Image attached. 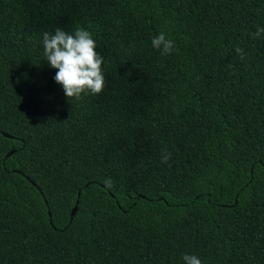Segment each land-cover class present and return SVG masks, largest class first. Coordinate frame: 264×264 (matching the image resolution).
<instances>
[{"label": "trees", "instance_id": "16d2710c", "mask_svg": "<svg viewBox=\"0 0 264 264\" xmlns=\"http://www.w3.org/2000/svg\"><path fill=\"white\" fill-rule=\"evenodd\" d=\"M77 27L106 88L70 101L42 33ZM260 27L264 0H0V264H264Z\"/></svg>", "mask_w": 264, "mask_h": 264}, {"label": "clouds", "instance_id": "9594fccd", "mask_svg": "<svg viewBox=\"0 0 264 264\" xmlns=\"http://www.w3.org/2000/svg\"><path fill=\"white\" fill-rule=\"evenodd\" d=\"M264 34V27L252 33L253 38H259ZM44 56L50 66L57 69L55 81L60 84L66 97L70 101H80L84 96H98L106 88V78L102 65L104 57L97 51L98 45L92 34L81 27H77L73 33H68L57 28L54 33L43 32ZM152 47L161 55H171L178 51L175 42L161 31L152 38ZM236 53L241 60L244 59V50L237 47ZM229 69L233 66L229 65ZM171 154L167 151L161 153V160L167 163ZM105 183L111 184V181ZM184 264H202L196 255L185 254Z\"/></svg>", "mask_w": 264, "mask_h": 264}, {"label": "water", "instance_id": "95a60500", "mask_svg": "<svg viewBox=\"0 0 264 264\" xmlns=\"http://www.w3.org/2000/svg\"><path fill=\"white\" fill-rule=\"evenodd\" d=\"M4 136L7 137V138H13L12 136L7 135V134H4ZM14 153H15V150L9 152L8 155H7V157H11ZM31 183H33V182L31 181ZM79 197H80V193H79ZM77 211H78V202H77V205L75 206V208L73 209V212H72V214H71V217H72V218H73L74 215L77 213Z\"/></svg>", "mask_w": 264, "mask_h": 264}]
</instances>
